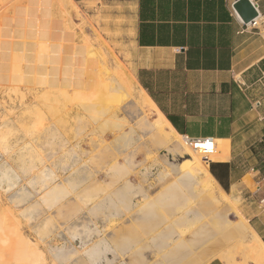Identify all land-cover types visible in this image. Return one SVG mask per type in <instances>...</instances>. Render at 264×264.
<instances>
[{
    "label": "rangeland",
    "instance_id": "obj_1",
    "mask_svg": "<svg viewBox=\"0 0 264 264\" xmlns=\"http://www.w3.org/2000/svg\"><path fill=\"white\" fill-rule=\"evenodd\" d=\"M57 1H0V264H27L25 246L30 264H256L253 174L217 202L185 144L203 155L136 103L135 0Z\"/></svg>",
    "mask_w": 264,
    "mask_h": 264
},
{
    "label": "crops",
    "instance_id": "obj_2",
    "mask_svg": "<svg viewBox=\"0 0 264 264\" xmlns=\"http://www.w3.org/2000/svg\"><path fill=\"white\" fill-rule=\"evenodd\" d=\"M250 1L264 19V0ZM237 2L135 0V79L179 136L227 141L229 193L250 191L252 173L264 196V20L246 27ZM260 203L250 217L264 241Z\"/></svg>",
    "mask_w": 264,
    "mask_h": 264
},
{
    "label": "bare ground",
    "instance_id": "obj_3",
    "mask_svg": "<svg viewBox=\"0 0 264 264\" xmlns=\"http://www.w3.org/2000/svg\"><path fill=\"white\" fill-rule=\"evenodd\" d=\"M1 1V0H0ZM42 1V0H41ZM59 1H61V0H59ZM59 1H57V2H59ZM69 1V0H68ZM3 2V1H2ZM9 2V1H8ZM33 2V1H32ZM31 2V3H32ZM30 3V4H31ZM60 3V2H59ZM70 4V3H69ZM59 5V4H58ZM61 5V4H60ZM60 5H59V7H60ZM73 5V4H72ZM25 6V5H24ZM63 6V5H62ZM26 7V6H25ZM58 7V8H59ZM64 7V6H63ZM71 7V6H70ZM61 8V7H60ZM68 8V7H67ZM65 9V8H64ZM63 9V10H64ZM70 9V8H69ZM73 9V8H72ZM62 11V10H61ZM65 11V10H64ZM63 11V12H64ZM66 12V11H65ZM62 14V13H61ZM65 14V16L67 17L69 14L68 13H64ZM67 14V15H66ZM2 15V14H1ZM7 15V14H6ZM43 16V15H42ZM63 16V15H62ZM57 18H58V16H56ZM46 18V17H45ZM71 18V17H70ZM69 18V19H70ZM1 19V18H0ZM51 20H53V19H51ZM55 20V19H54ZM67 20V19H66ZM60 21V20H59ZM57 22V21H56ZM52 23V22H51ZM55 23V22H54ZM64 23V22H63ZM65 23H67V22H65ZM70 23V22H69ZM12 25V24H11ZM54 25V24H53ZM67 25V24H66ZM64 26V25H63ZM62 26V27H63ZM68 26V25H67ZM48 27V26H47ZM61 27V28H62ZM46 28V27H45ZM56 28V27H55ZM67 28V27H66ZM37 29V28H36ZM69 29V28H68ZM80 29V28H79ZM53 30V29H52ZM60 31H61V29H60ZM69 32V31H68ZM60 33V32H59ZM74 33V32H73ZM7 35V34H6ZM5 35V36H6ZM57 34H55V36H56ZM61 35V34H60ZM63 36V35H62ZM72 36V35H71ZM58 37V36H57ZM61 37V36H60ZM70 37V36H69ZM77 37V36H76ZM76 37H75V39H76ZM36 38V37H35ZM61 39V38H60ZM58 40V39H57ZM61 41H62V39H61ZM64 41V40H63ZM62 41V42H63ZM61 42V43H62ZM72 43V42H71ZM63 45V44H62ZM61 45V47L62 48H64L65 49V44H64V46H62ZM71 45H73V44H71ZM19 46V45H18ZM57 46V45H56ZM31 47V46H30ZM46 47V46H45ZM44 47V48H45ZM67 47V46H66ZM70 46H68L66 49L68 50V48H69ZM77 47V46H76ZM12 48H13V46H12ZM73 48V47H72ZM71 48V49H72ZM63 49V50H64ZM44 50V49H43ZM67 50H66V52H67ZM70 50V49H69ZM59 51V50H58ZM2 52V51H1ZM60 52V51H59ZM43 53V52H42ZM47 53H48V51H47ZM69 53V52H68ZM46 54V53H45ZM60 54H61V52H60ZM65 54V53H64ZM73 54V53H72ZM47 55V54H46ZM61 55H63V54H61ZM60 55V56H61ZM67 55V54H66ZM49 56V55H48ZM64 57H66L65 55H63ZM75 56V55H74ZM62 58V57H61ZM60 59V58H59ZM17 60V59H16ZM80 60V59H79ZM80 62V61H79ZM87 62V61H86ZM47 65H48V63H47ZM77 65V64H76ZM46 66V65H45ZM82 67V66H81ZM84 67V66H83ZM118 67V66H117ZM9 68V67H8ZM80 70V69H79ZM124 70V69H123ZM72 71V70H71ZM120 71H121V69H120ZM67 72V71H66ZM75 72V71H74ZM88 72V71H87ZM121 72H123V71H121ZM89 73V72H88ZM124 73V72H123ZM130 73V72H129ZM46 74V73H45ZM68 74V73H67ZM119 74V73H118ZM69 75V74H68ZM3 76V75H2ZM72 76V75H71ZM74 76V75H73ZM124 77H125V75H124ZM132 77V76H131ZM80 78V77H79ZM93 78V77H92ZM95 78V77H94ZM93 78V79H94ZM121 78L123 79V77L121 76ZM125 78H127V77H125ZM132 78H134V77H132ZM1 79V78H0ZM82 79V78H81ZM2 80V79H1ZM13 80V79H12ZM120 80V79H119ZM127 80V79H126ZM44 81V80H43ZM95 81H96V78H95ZM94 81V82H95ZM128 81V80H127ZM136 82V81H135ZM1 83V82H0ZM9 83H10V81H9ZM96 83H98V82H96ZM95 83V84H96ZM127 83V82H126ZM128 84V83H127ZM131 83L129 82V85H130ZM8 86V85H7ZM17 86V85H16ZM131 86V85H130ZM132 86H133V84H132ZM98 87V86H97ZM132 88V87H131ZM96 90H97V88H96ZM95 90V91H96ZM131 90H133V89H131ZM100 91V90H99ZM135 91H137V90H135ZM8 92H9V90H8ZM103 92V91H102ZM131 92V91H130ZM134 92V91H133ZM141 92V93H140ZM11 93V92H10ZM93 93V92H92ZM97 93H99L98 91H97ZM139 95L135 98V100H136V103L137 104H139V106H141L142 108H143V110L146 108H148V109H154L155 110V112H156V114H157V117H156V119L154 120V127L156 126V127H158L159 129H160V131H161V133H162V135H164V137H165V139L166 138H168V139H170V140H173V139H171V138H174V136H176V135H178L175 131H174V129L169 125V123L166 121V119L164 118V116L157 110V108L153 105V103L151 102V100L149 99V97L143 92V90L139 87V92H137ZM4 94V93H3ZM6 94V93H5ZM142 94V95H141ZM135 95V94H134ZM91 96H93V95H91ZM130 96H132V95H130ZM87 99V98H86ZM93 99V98H92ZM96 99V98H95ZM105 100H107V99H105ZM96 101V100H95ZM96 104H99V103H96ZM92 105V104H91ZM91 105H89L90 107H92ZM106 105H108V103L106 104ZM82 106L83 107H85V106H87V105H84V104H82ZM104 106V105H103ZM4 107V106H3ZM90 107H88V108H90ZM96 107L97 106H95V109H96ZM86 108V107H85ZM87 108V109H88ZM102 108V107H101ZM147 109V110H148ZM27 110V109H26ZM92 110H94V107H93V109ZM99 110H101V109H99ZM107 111V110H106ZM37 112V111H36ZM40 112V111H39ZM101 111H99V113H100ZM103 112V111H102ZM148 112H149V110H148ZM33 113H35V112H33ZM93 114H94V112H92ZM95 113H98V110H97V112H95ZM104 113V112H103ZM39 114V113H38ZM149 114V113H148ZM150 114H152V113H150ZM28 115L31 117L32 115L31 114H29L28 113ZM42 114H40V116H41ZM35 116H36V114H35ZM39 116V117H40ZM102 116H104V115H102ZM19 117V116H18ZM24 117H26V116H24ZM33 117H34V115L31 117L32 119H33ZM44 117V116H43ZM27 118V117H26ZM30 118V119H31ZM29 119V120H30ZM34 119H36V117H34ZM26 120H28V119H26ZM44 120V119H43ZM33 121V120H32ZM39 121V120H38ZM41 121V120H40ZM29 122V121H28ZM14 123V122H13ZM22 123V122H21ZM25 123V122H24ZM31 123V122H30ZM32 123H34V122H32ZM43 123V122H42ZM24 125V124H23ZM28 125V124H27ZM33 126H34V124H32ZM11 126V125H10ZM21 126V125H20ZM38 126V125H37ZM36 126V127H37ZM27 127V126H26ZM21 128V127H20ZM40 128V127H39ZM38 128V129H39ZM166 128L168 129V130H166ZM33 129V128H32ZM37 129V131H39ZM1 130V129H0ZM18 130V129H17ZM25 130V129H24ZM30 130V129H29ZM36 131V130H35ZM34 131V132H35ZM37 131L35 132V133H37ZM41 131V130H40ZM22 132V131H21ZM47 132V131H46ZM4 133V132H3ZM33 133V132H32ZM57 133H59V131L57 132ZM57 133H55V134H57ZM160 133V132H159ZM160 133V134H161ZM46 134V133H45ZM45 134H43V135H45ZM62 134V133H61ZM60 134V135H61ZM1 135V134H0ZM59 135V134H58ZM57 135V136H58ZM29 136V135H28ZM2 137V136H1ZM26 137V136H25ZM47 137V136H46ZM184 137V136H183ZM45 138V137H44ZM26 139V138H25ZM38 139V138H37ZM184 139L186 140V138L184 137ZM36 140V139H35ZM61 140V139H60ZM169 141V140H168ZM187 141V140H186ZM44 142V141H43ZM66 142V140L64 141V143ZM28 143H29V141H28ZM188 143V142H187ZM3 144H5V143H3ZM43 144V143H42ZM41 144V145H42ZM190 144V143H189ZM26 145V144H25ZM33 145V144H32ZM54 145V144H53ZM190 145H192V144H190ZM229 144L227 143V141H220V140H217V139H213V143H211V142H208V143H204V144H202V145H192L200 154H202L203 156H202V158L200 157V156H198L197 154H195V152L191 149V148H189L186 144H185V146H184V149H185V152H186V154L190 157V159H191V164H190V166H188V169L187 170H189V172H191V174L195 177V179H198L199 178V174L200 173H203L204 171L206 172V173H208V171L210 172V170L208 169V167H207V165H208V162L209 161H222L227 155H228V153H229V146H228ZM30 146V145H29ZM38 146V145H37ZM8 147H10L9 145H8ZM25 147V146H24ZM39 148V147H38ZM205 148H207V149H211V151H207V153H205L204 152V149ZM6 149H7V147H6ZM46 149H47V146H46ZM52 149V148H51ZM5 151V150H4ZM41 151V150H40ZM22 154V153H21ZM44 154V153H43ZM36 155V154H35ZM39 155V154H38ZM30 156V155H29ZM41 156V155H40ZM150 156H153V155H150ZM211 156V157H210ZM39 157V156H38ZM21 158V157H20ZM25 158V157H24ZM37 158V157H36ZM19 159V158H18ZM32 161V160H31ZM38 161V160H37ZM15 162H16V160H15ZM30 162V161H29ZM34 162V161H33ZM39 162V161H38ZM20 165V164H19ZM34 166V165H33ZM28 167V166H27ZM23 168V167H22ZM25 168V167H24ZM30 169V168H29ZM8 172H9V170H8ZM11 172V171H10ZM25 173V172H24ZM5 174V173H4ZM11 174V173H10ZM9 175V174H8ZM210 178V177H209ZM211 179V178H210ZM212 182L213 181H215V183H217V185L219 186L218 188L220 189V191H221V193L219 194V196L217 195L216 197H215V200L217 201V202H219V201H225V199H223V197H225L224 196V194H223V188L219 185V183L216 181V179L213 177V179L211 180ZM211 181L209 180V182H208V180H205L204 181V184L202 185L203 186V188H206L205 190H208V192L210 191V192H212V193H215L214 192V190H213V188H215V187H213V184H211ZM201 183V182H200ZM203 183V182H202ZM214 183V182H213ZM228 198V197H227ZM189 199V198H188ZM212 199V198H211ZM230 199V198H229ZM214 200V199H213ZM226 201H228V200H226ZM215 202V201H214ZM220 203V202H219ZM219 203H217V205H219ZM216 204V203H215ZM219 207V206H218ZM8 208V207H7ZM220 208V207H219ZM11 210H12V208H11ZM9 211V210H8ZM13 211V210H12ZM181 212V211H180ZM233 212V211H232ZM17 213V212H16ZM13 214V213H12ZM238 215V214H237ZM9 216V215H8ZM238 217V216H237ZM12 218H13V216H12ZM240 219H242V218H240ZM118 222V221H117ZM10 223V222H9ZM17 224H18V222H16ZM19 225H20V222H19ZM214 225V224H213ZM13 227V226H12ZM15 227V226H14ZM17 227V226H16ZM15 229H17V228H15ZM10 230V229H9ZM190 230V229H189ZM250 230H251V234H252V236H253V240H252V242H251V244H250V252H249V254L250 255H248V257H251L253 260H255L258 264H264V241L262 240V238L259 236V234L256 232V230H254V227H252V226H250ZM177 232H178V230H177ZM16 234V233H15ZM20 234V233H19ZM179 235H180V238L182 239V238H184V231L183 232H179L178 233ZM18 235V234H17ZM16 235V237H18ZM18 238H21V237H18ZM17 238V239H18ZM19 240V239H18ZM17 242V241H16ZM19 242V241H18ZM34 245V244H33ZM234 246V245H233ZM30 246H25V249H24V251H23V259H25V261H26V263L27 264H30V263H35V260H36V258L38 257V255H39V257H43V255L41 256V252L40 253H38L37 252V250H36V252H33L31 249L33 248L34 250L36 249V248H34V246L30 249L29 248ZM236 248V247H235ZM38 249V248H37ZM228 249V248H227ZM229 250H230V248H229ZM232 251V250H231ZM230 251V252H231ZM237 251H238V249H237ZM228 253H230L229 251H227ZM224 253V252H223ZM226 254V253H225ZM231 254V253H230ZM233 254V253H232ZM248 254V253H247ZM229 256V255H228ZM19 257V254H17V258ZM37 258V262H38V259H40V258ZM45 257V256H44ZM246 257V256H245ZM42 259V258H41ZM40 259V260H41ZM213 259V258H212ZM227 259H228V257H227ZM248 259H250V258H248ZM199 260V259H198ZM16 261H17V259H16ZM42 261V260H41ZM243 261H244V259H243ZM247 261V260H246ZM210 262V261H209ZM43 263V262H42ZM198 263V262H197ZM197 263H195V264H197ZM228 263V262H227ZM256 263V264H257ZM40 264V263H39ZM255 264V263H254Z\"/></svg>",
    "mask_w": 264,
    "mask_h": 264
},
{
    "label": "water",
    "instance_id": "obj_4",
    "mask_svg": "<svg viewBox=\"0 0 264 264\" xmlns=\"http://www.w3.org/2000/svg\"><path fill=\"white\" fill-rule=\"evenodd\" d=\"M235 9L246 23L258 16V11L250 0H238Z\"/></svg>",
    "mask_w": 264,
    "mask_h": 264
},
{
    "label": "built area",
    "instance_id": "obj_5",
    "mask_svg": "<svg viewBox=\"0 0 264 264\" xmlns=\"http://www.w3.org/2000/svg\"><path fill=\"white\" fill-rule=\"evenodd\" d=\"M254 5V4H253ZM254 7L256 8V6L254 5ZM257 10V8H256ZM258 11V10H257ZM263 17H261L258 13V16L253 18L251 21L249 22H245V26L247 27V25H251L252 27H256L258 26L262 21H263ZM187 142L192 144V145H202L204 143H208V142H211L213 143V138H210V137H207V138H189V137H185ZM207 151H211V149H207L205 148L204 149V152L207 153Z\"/></svg>",
    "mask_w": 264,
    "mask_h": 264
},
{
    "label": "trees",
    "instance_id": "obj_6",
    "mask_svg": "<svg viewBox=\"0 0 264 264\" xmlns=\"http://www.w3.org/2000/svg\"><path fill=\"white\" fill-rule=\"evenodd\" d=\"M210 172L217 178L219 183L223 186L224 190L229 192L228 187L223 184L221 174L219 176V173H222V176H226L228 174V164L219 162L212 163L210 166Z\"/></svg>",
    "mask_w": 264,
    "mask_h": 264
}]
</instances>
